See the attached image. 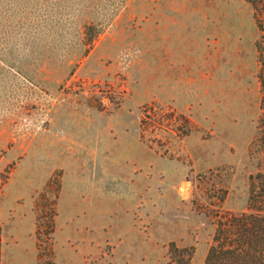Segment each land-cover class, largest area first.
<instances>
[{
    "label": "rangeland",
    "instance_id": "obj_1",
    "mask_svg": "<svg viewBox=\"0 0 264 264\" xmlns=\"http://www.w3.org/2000/svg\"><path fill=\"white\" fill-rule=\"evenodd\" d=\"M244 0H0V264H202L261 165Z\"/></svg>",
    "mask_w": 264,
    "mask_h": 264
},
{
    "label": "trees",
    "instance_id": "obj_2",
    "mask_svg": "<svg viewBox=\"0 0 264 264\" xmlns=\"http://www.w3.org/2000/svg\"><path fill=\"white\" fill-rule=\"evenodd\" d=\"M252 9L258 31L254 42L259 87L258 143L261 165L247 177L245 209L215 215L214 228L202 264H264V0H244ZM190 248L169 242L166 264H190Z\"/></svg>",
    "mask_w": 264,
    "mask_h": 264
}]
</instances>
